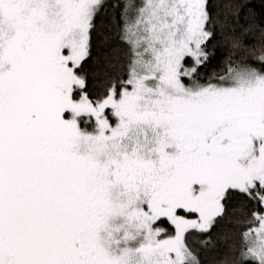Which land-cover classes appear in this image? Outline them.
Here are the masks:
<instances>
[{"label":"snow or ice","instance_id":"obj_1","mask_svg":"<svg viewBox=\"0 0 264 264\" xmlns=\"http://www.w3.org/2000/svg\"><path fill=\"white\" fill-rule=\"evenodd\" d=\"M0 264H264V0H0Z\"/></svg>","mask_w":264,"mask_h":264}]
</instances>
